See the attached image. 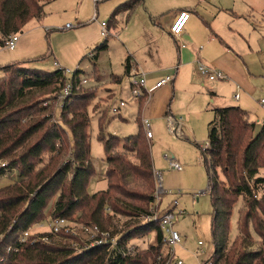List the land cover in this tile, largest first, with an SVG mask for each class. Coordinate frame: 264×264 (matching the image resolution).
Returning a JSON list of instances; mask_svg holds the SVG:
<instances>
[{
    "label": "rangeland",
    "instance_id": "obj_1",
    "mask_svg": "<svg viewBox=\"0 0 264 264\" xmlns=\"http://www.w3.org/2000/svg\"><path fill=\"white\" fill-rule=\"evenodd\" d=\"M126 1L128 0L49 2L41 19L32 18L23 31L18 32L19 40L14 49L6 45L0 46V77L6 75L16 80L17 65L10 66L7 71L2 68L18 63L48 71L64 69L67 82L80 69L76 82L88 79L79 93L94 94L88 99L91 161L95 168L87 188L90 194L108 186L105 175L107 155L100 138L101 133L125 138L139 132L140 127L143 130L142 117H150L154 136L145 137V142L150 143L154 168L161 177L162 186L172 193L162 196L159 208L153 209L150 202L149 212L154 213L159 209V213L163 214L174 200L185 211L184 215H177L174 220V228L179 231L181 242L176 246L163 244L160 256L166 258L165 264H169L168 260L174 249L171 264H177L179 260L182 264H200L202 260H208L215 250L212 234L213 205L209 193L202 192L208 187L209 177L202 152L208 141L209 124L214 118L213 108L240 105L238 103L242 102L246 107L240 106L249 112L256 132L264 125V106L260 103L264 98V0H143L132 9H121L115 13ZM182 9L191 11V19L186 23L185 30L193 33L199 46L189 47L188 40L184 41L169 31L174 13ZM102 22L106 23L105 36L102 35ZM214 32L218 33L216 40H212ZM219 39L229 44L244 63L248 75L244 84L246 91L238 90L233 79L210 80L200 73L198 64L179 65L178 47L186 44L199 61L213 66L209 56L222 44ZM105 40L107 47L98 50L97 46ZM128 55L139 71L176 69L180 66L178 73L174 75L175 80L170 84L171 95H164V91L158 92L157 89L151 93L150 98L136 99L131 92L129 72L126 71L125 59ZM156 80L157 78L152 82L155 83ZM237 93L241 94L240 101L235 98ZM159 97L168 104L169 114L177 118L183 117V137L174 136L170 131L169 114L155 116L149 112V101L155 102ZM120 99H124L126 105L118 112H113L112 107ZM58 101L59 95L51 87L31 89L25 98L16 96L13 104H9L7 110L0 113V139H4L2 148L9 147L11 151L10 147L14 146L11 153L0 158V167L3 164L9 165L10 161L19 163L10 168L4 166L6 171L0 175V187L16 183L20 155L39 140L49 125L57 121L65 124L61 117L63 108ZM67 116L71 118L72 113H67ZM33 124L41 125V130L33 137L26 134L15 145H12V139L5 138L7 134L16 133L14 131L17 125L21 127V133ZM65 126L68 127L66 124ZM122 145V142H117L119 151L122 150ZM57 152H44L37 167L46 169L48 175L52 174L69 159L70 143L66 144L60 154ZM166 154L176 157L184 165V169L173 168L165 158ZM131 159L137 162L134 156ZM219 175L222 179L223 175L220 172ZM259 175L264 176V168L259 170ZM153 184L157 190L155 177ZM259 192H264V185L260 186ZM57 198L58 195H55L50 199L46 216L52 212ZM135 203L145 204L140 201ZM130 208L136 211L138 209L133 206ZM244 208L245 201L240 197L231 216L228 244L238 235V220ZM70 218L80 221L79 212L75 211ZM141 219L136 214L114 216L119 230H130L133 223L144 221ZM15 236L11 235L8 239ZM4 237L6 236L0 234V244ZM199 240H203V244H199ZM156 243L157 231L153 230L144 235L136 234L127 244H136L137 249H145ZM83 245L81 241L80 246ZM255 245L258 246L257 243ZM2 248L8 252L10 246L3 242ZM157 259L160 260V257Z\"/></svg>",
    "mask_w": 264,
    "mask_h": 264
},
{
    "label": "trees",
    "instance_id": "obj_2",
    "mask_svg": "<svg viewBox=\"0 0 264 264\" xmlns=\"http://www.w3.org/2000/svg\"><path fill=\"white\" fill-rule=\"evenodd\" d=\"M51 1L0 0V46L5 45V39L12 33L22 32L32 18L41 19L45 6ZM142 1L128 0L115 13L121 9H132ZM107 45L105 40L97 49ZM130 60L128 55L125 59L127 72L132 68ZM12 65H17L16 80L6 75L0 77V113L13 104L16 96L25 98L28 90L51 87L60 95L66 85L64 69L48 71L18 63L5 65L2 69L7 71ZM80 71L78 69L74 73V82ZM80 89L69 96L61 113L68 127L60 121L49 125L39 140L20 155L16 183L0 187V195L3 194L0 197V234L6 236L3 242L13 248L7 252L6 247L2 248L3 242L0 244V264H165L166 258L160 256L165 239L159 219L147 220L153 214L148 208L155 197L153 179L156 173L150 143L145 142V137L148 138L146 132L140 127L139 132L125 138L101 133L107 155L105 175L108 186L90 194L87 188L95 168L91 161L88 99L94 94L79 93ZM211 93L215 95L214 91ZM213 111L208 141L202 152L209 177L207 192L213 205L215 250L208 260L212 264H264V192L259 194L260 186L264 185V176L259 175V170L264 168V125L256 132L249 112L240 105L214 107ZM69 112L72 113L71 118L67 116ZM40 126L33 124L27 131L19 133L21 127L17 125L16 133L7 134L5 138L12 139V145L18 144L26 134L33 137L41 130ZM2 142L4 139H0V158L14 148L11 146V151L9 147L2 148ZM68 142L70 157L52 174L48 175L46 169L37 167L44 152L54 154L58 151L60 154ZM117 142L123 144L121 151L117 149ZM132 156L137 162L131 159ZM17 164V161H10L6 168ZM6 168L0 167V175ZM55 195L58 198L52 209L53 215L70 218L78 211L80 222L98 224L118 235L119 248H126L136 234L144 235L153 230L157 231V243L127 255L118 250L108 254L103 246L76 250L73 237L52 242L17 243L19 231L46 217V208ZM240 197L245 201V208L238 220V235L228 244L231 216ZM135 201L145 204L139 205ZM131 206L138 208L137 211ZM116 214H136L144 221L133 223L130 230H119V224L114 220ZM14 234L15 237L8 239Z\"/></svg>",
    "mask_w": 264,
    "mask_h": 264
},
{
    "label": "built area",
    "instance_id": "obj_3",
    "mask_svg": "<svg viewBox=\"0 0 264 264\" xmlns=\"http://www.w3.org/2000/svg\"><path fill=\"white\" fill-rule=\"evenodd\" d=\"M191 13L188 10L182 9L179 10L173 17L172 23L169 26V31L174 36H181L184 32L185 25L190 17ZM102 27V35H107L106 31V23H101ZM19 40L18 33H12L6 38L5 45L10 49H14ZM198 68L200 73L209 78L210 80H214L217 78H224L226 74L217 68L209 66L203 61L198 62ZM176 70V69H175ZM130 86L132 95L136 97V99L140 98H150V95L155 90L170 85L174 79V72L164 74L159 77L156 82L152 85H148V73L146 71H139L137 68H131L130 72ZM88 82V79L84 78L80 81L74 82L72 79L70 82H66V85L62 89L61 94L59 95V106L64 108L66 100L69 96L76 90L80 89ZM236 98H239L240 95L237 93L235 95ZM260 103L264 106V98L260 100ZM126 105V101L124 99H120L119 102L112 107L113 112H118L119 109ZM262 122L264 123V116L262 117ZM142 126L146 132L148 138L153 137V130L151 125L150 117H142L141 119ZM184 124L183 117H176L172 114L168 115V126L170 131L174 136L183 137L182 127ZM165 158L169 160L170 165L177 169H184V165L174 156H170L168 154L165 155ZM6 166L3 164V167ZM157 190L155 193L154 200L152 203V208H159L162 203V196L164 194L172 193V191L166 190L161 183L160 175L155 176ZM208 187L204 189L202 192H207ZM178 201L174 200L169 204L168 209L163 213H159V209L156 210L151 216H149V220L151 219H159L160 227L163 231L165 244L176 246L181 242V235L177 229L174 228V220L177 215H184L185 211L178 207ZM11 228V226H9ZM166 234H165V232ZM69 237H73L75 240H72L73 247L76 250H81L82 248H90L93 246H103L108 254H112L114 251L118 250L119 253L123 255L133 254L137 250L136 244H127L126 248H119V239L118 236L113 234L110 230L103 229L98 224L95 223H84L78 220L71 219L65 216H56L53 215L52 212L49 213L44 219L32 223L29 227L19 231L17 243L26 244L33 243L35 241L42 242H52V240H67ZM81 241L84 243L81 245ZM199 244H203V240H199ZM12 246L9 250H12ZM17 250V248H15ZM174 253V249L171 251ZM172 254L171 259L168 260V263H172ZM177 264H182V261L179 260ZM200 264H212L211 261H207Z\"/></svg>",
    "mask_w": 264,
    "mask_h": 264
},
{
    "label": "crops",
    "instance_id": "obj_4",
    "mask_svg": "<svg viewBox=\"0 0 264 264\" xmlns=\"http://www.w3.org/2000/svg\"><path fill=\"white\" fill-rule=\"evenodd\" d=\"M190 13L191 11L188 10ZM177 12L174 13V15ZM173 15V17H174ZM173 19V18H172ZM191 19V15L188 19V21ZM187 21V22H188ZM186 26V25H185ZM215 37H212V40H216L217 39V32H214ZM184 41L188 40L189 42V47H191L190 45H196L199 46L200 43L198 42V40L195 39L193 33L191 31H186L184 28V32L183 34L180 36ZM222 44L219 47H216L215 51L213 52V54H211L209 56V59L211 61V65H213L212 67L217 68L222 70L225 74L226 77L224 78H217V79H222V80H231L233 79L235 85L237 86V89L240 91H246V87L244 84L245 81L248 79V75H247V71L246 68L244 66V63L242 62V60L237 56V54L232 50V48L229 46V44L224 43L223 40L219 39ZM193 43H191V42ZM191 43V44H190ZM202 48V47H201ZM178 52H179V56H180V61H179V65L181 66H185L188 64H198L199 60L197 59L195 53L190 52V48L186 47L185 45H181L180 47H178ZM198 60V61H197ZM131 64H132V59L130 60ZM137 64L140 65L139 62H136ZM133 67H137L136 65L134 66L132 64ZM180 66H177L176 70L173 68H168L167 70H163V69H157V70H149L146 71L148 73V85L152 86L154 83L152 82L154 79H158L159 77L163 76V73H172L174 72V75L178 73V69ZM161 72H163L162 74H160ZM175 80V78L173 79V81ZM216 80V79H214ZM157 91V90H156ZM159 91H164V95H171L172 89L170 88V85L161 87L158 89ZM174 94V90L172 95ZM236 95V94H235ZM240 97L236 98L237 100L239 99V101L242 99L241 94L239 93ZM166 102L162 100L161 97H159L157 100H155V102H153L152 100L149 101L148 103V108H149V112L152 114H155V116H165L169 114L168 111V107L165 104ZM244 107H246L245 104H242V102L238 103ZM154 136V134H153ZM152 138V137H151ZM156 173V171H155Z\"/></svg>",
    "mask_w": 264,
    "mask_h": 264
}]
</instances>
